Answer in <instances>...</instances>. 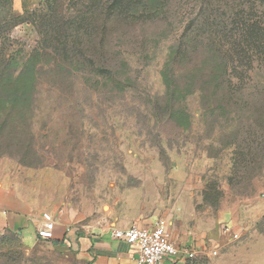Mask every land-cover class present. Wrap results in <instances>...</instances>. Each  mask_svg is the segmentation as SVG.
Returning a JSON list of instances; mask_svg holds the SVG:
<instances>
[{"label": "rangeland", "instance_id": "rangeland-1", "mask_svg": "<svg viewBox=\"0 0 264 264\" xmlns=\"http://www.w3.org/2000/svg\"><path fill=\"white\" fill-rule=\"evenodd\" d=\"M115 2L10 0L18 21L0 34V55L46 54L32 105L0 127V185L79 228L163 218L177 240L203 243L188 264H264V0H164L152 19ZM199 36L224 50L227 101L192 87L208 56ZM188 37L178 64L193 92L173 101L184 127L163 111L161 72ZM205 191L218 193L205 201ZM20 230L25 246L0 229V264H84L49 239L33 244L34 225Z\"/></svg>", "mask_w": 264, "mask_h": 264}, {"label": "trees", "instance_id": "trees-1", "mask_svg": "<svg viewBox=\"0 0 264 264\" xmlns=\"http://www.w3.org/2000/svg\"><path fill=\"white\" fill-rule=\"evenodd\" d=\"M115 1V6L123 4V0ZM128 1L131 5V9L128 10L130 12H128L127 15L128 17L133 18L139 16L141 19H145L147 15L150 19L155 18L162 12V8L164 7V0ZM17 19L18 18L11 16L10 0H0V34L15 25L18 21ZM47 24L48 25L44 28L49 30V33L47 34L48 36L50 34L51 25L48 22ZM197 43L198 45L196 48L198 50L199 48L206 50L208 56L207 59L203 61V69L199 68L198 74H196H200L202 77L199 86L196 84L195 75L194 78L192 77V82L194 83L192 87H198L203 96L212 92L215 95H221L223 101H227V96L230 95V92L232 93L233 89H231L232 86L230 84L228 73V63L224 50L218 48L216 43L207 44L202 40L201 36H199ZM188 44L190 46L189 37L185 42H182L175 48L171 49L161 72L162 81L165 85V96L168 98L166 99L167 102L164 104L163 111H168V117L170 119H174L184 127H188L190 124L189 114L183 105L178 104L179 106H177L173 103V101L174 99L179 100V96L180 98L182 97L185 99L188 92H193L189 86H184L182 69H180L178 64L180 58L183 59L188 54L190 50L188 48ZM185 53L187 54L185 55ZM43 54H46L44 46H42V48H35L24 60H21L20 62L6 54L0 55V127L8 121L13 122L18 114L23 113V110L25 109L23 108L24 106L30 107L32 105V94L36 88L37 82V66L42 60ZM125 80L129 81V77L127 76ZM156 107L158 109L160 108L159 106ZM261 116L264 117V111L261 112ZM259 125L261 126L259 142L262 143V141H264V118ZM252 152L253 151H250L251 155L249 160L244 159V165L254 162ZM244 165L243 167H248ZM217 193L218 192L212 193L205 191L203 193V199H205V201H210L212 200V196ZM211 203L216 205L217 200L213 202L211 201ZM7 231L17 235L15 231ZM15 237L19 238L18 235ZM21 244L24 245L22 242Z\"/></svg>", "mask_w": 264, "mask_h": 264}, {"label": "crops", "instance_id": "crops-1", "mask_svg": "<svg viewBox=\"0 0 264 264\" xmlns=\"http://www.w3.org/2000/svg\"><path fill=\"white\" fill-rule=\"evenodd\" d=\"M40 214V211H36L24 197L6 185H0V229L15 231L22 239L20 228L34 225L36 233V227L42 222ZM54 220L52 238L49 240L62 250L74 253L84 264H137L136 249L124 241L112 238L109 234L111 227L130 226L131 217L124 221L115 216L109 226L80 228L71 226L66 216L54 215ZM171 238L177 246H187L197 252L204 249L201 240L194 241L191 236L185 237L182 242L175 236L171 235ZM38 239L36 233L33 244Z\"/></svg>", "mask_w": 264, "mask_h": 264}, {"label": "built area", "instance_id": "built-area-1", "mask_svg": "<svg viewBox=\"0 0 264 264\" xmlns=\"http://www.w3.org/2000/svg\"><path fill=\"white\" fill-rule=\"evenodd\" d=\"M41 224L36 227L39 238H52L55 220L47 212L40 214ZM224 232H229L233 238L238 233L230 231L227 226ZM109 234L112 238L126 242L136 249L137 264H188L197 254L196 250L187 246H177L168 230V223L163 219L155 220L151 225L141 226L133 223L128 227H111ZM216 251H213V254Z\"/></svg>", "mask_w": 264, "mask_h": 264}]
</instances>
